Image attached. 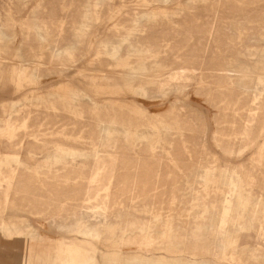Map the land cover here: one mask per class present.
<instances>
[{"label":"rangeland","instance_id":"obj_1","mask_svg":"<svg viewBox=\"0 0 264 264\" xmlns=\"http://www.w3.org/2000/svg\"><path fill=\"white\" fill-rule=\"evenodd\" d=\"M69 244L264 264V0H0V264Z\"/></svg>","mask_w":264,"mask_h":264},{"label":"bare ground","instance_id":"obj_2","mask_svg":"<svg viewBox=\"0 0 264 264\" xmlns=\"http://www.w3.org/2000/svg\"><path fill=\"white\" fill-rule=\"evenodd\" d=\"M3 21V20H2ZM181 23V22H180ZM182 24V23H181ZM187 31V30H186ZM228 43V42H227ZM166 45V43H165ZM151 46V45H150ZM204 47V46H203ZM202 47V48H203ZM151 51V50H150ZM194 63V62H193ZM182 64V63H181ZM62 109V108H61ZM180 109V108H179ZM134 117V116H133ZM199 133V132H198ZM199 135V134H198ZM197 135V136H198ZM118 139V138H117ZM169 140V139H168ZM175 143V142H174ZM193 143V142H191ZM182 147V146H181ZM191 147V146H190ZM183 148V147H182ZM199 149V148H198ZM186 151V150H185ZM201 151V150H200ZM199 151V152H200ZM150 152V151H149ZM185 153V152H184ZM151 154V153H150ZM169 154V153H168ZM170 155V154H169ZM100 157V156H99ZM172 158V157H171ZM172 160V159H171ZM172 162V161H171ZM35 175V174H34ZM83 252V248H81L80 246L78 247H74L72 244H69V248L66 250V259H65V263L66 264H90V263H93V257H94V254L93 252H90V255L89 257L87 258V260H84V261H78V259L76 258L78 252ZM43 258L41 256H35L33 257V261H37V260H42ZM58 260V258H57ZM59 261V260H58ZM116 263L115 264H120L117 260L115 261Z\"/></svg>","mask_w":264,"mask_h":264},{"label":"crops","instance_id":"obj_3","mask_svg":"<svg viewBox=\"0 0 264 264\" xmlns=\"http://www.w3.org/2000/svg\"><path fill=\"white\" fill-rule=\"evenodd\" d=\"M30 227V226H29ZM20 253H19V256L17 258V262L20 263V264H38L40 262H42V260H37V261H33V257L35 256H40V255H28L26 253L23 252V250H19Z\"/></svg>","mask_w":264,"mask_h":264}]
</instances>
